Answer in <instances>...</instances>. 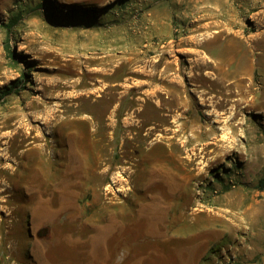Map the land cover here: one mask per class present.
Returning <instances> with one entry per match:
<instances>
[{
  "label": "rangeland",
  "instance_id": "obj_1",
  "mask_svg": "<svg viewBox=\"0 0 264 264\" xmlns=\"http://www.w3.org/2000/svg\"><path fill=\"white\" fill-rule=\"evenodd\" d=\"M14 81L0 264H264V0H0Z\"/></svg>",
  "mask_w": 264,
  "mask_h": 264
},
{
  "label": "trees",
  "instance_id": "obj_2",
  "mask_svg": "<svg viewBox=\"0 0 264 264\" xmlns=\"http://www.w3.org/2000/svg\"><path fill=\"white\" fill-rule=\"evenodd\" d=\"M15 22V23H14ZM14 22L12 21V24H8L7 27V32H8V35L11 33V29L13 26H15L17 24L18 21L14 20ZM9 39V37H8ZM7 44H8V40H7ZM12 57L14 58V55L12 54ZM18 83L19 81H14L11 83V86L9 87H5L3 91H0V95H7V94H13V93H16L15 91V88L18 87ZM0 96V97H1Z\"/></svg>",
  "mask_w": 264,
  "mask_h": 264
},
{
  "label": "bare ground",
  "instance_id": "obj_3",
  "mask_svg": "<svg viewBox=\"0 0 264 264\" xmlns=\"http://www.w3.org/2000/svg\"><path fill=\"white\" fill-rule=\"evenodd\" d=\"M232 87V85H229V88ZM231 90V89H230ZM44 149V148H43Z\"/></svg>",
  "mask_w": 264,
  "mask_h": 264
}]
</instances>
